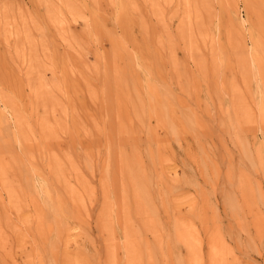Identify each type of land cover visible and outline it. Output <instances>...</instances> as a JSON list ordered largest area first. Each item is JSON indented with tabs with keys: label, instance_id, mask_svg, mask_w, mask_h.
I'll use <instances>...</instances> for the list:
<instances>
[{
	"label": "rangeland",
	"instance_id": "374dc122",
	"mask_svg": "<svg viewBox=\"0 0 264 264\" xmlns=\"http://www.w3.org/2000/svg\"><path fill=\"white\" fill-rule=\"evenodd\" d=\"M0 264H264V0H0Z\"/></svg>",
	"mask_w": 264,
	"mask_h": 264
},
{
	"label": "bare ground",
	"instance_id": "6f19581e",
	"mask_svg": "<svg viewBox=\"0 0 264 264\" xmlns=\"http://www.w3.org/2000/svg\"><path fill=\"white\" fill-rule=\"evenodd\" d=\"M31 130H32V129H31ZM32 131H33V130H32ZM27 150H28V149H27ZM36 150H37V149H36ZM30 151H31V150H30ZM26 153L30 154V152H28V151H27ZM33 154H34V152H33ZM33 154H32V155H33ZM27 156H28V155H27ZM29 157H31V154L28 156V158H29Z\"/></svg>",
	"mask_w": 264,
	"mask_h": 264
}]
</instances>
